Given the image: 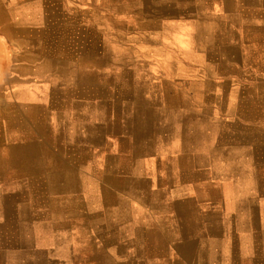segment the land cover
Segmentation results:
<instances>
[{
    "label": "crops",
    "instance_id": "crops-1",
    "mask_svg": "<svg viewBox=\"0 0 264 264\" xmlns=\"http://www.w3.org/2000/svg\"><path fill=\"white\" fill-rule=\"evenodd\" d=\"M114 1L0 0V264H264V0H116L133 113L98 96Z\"/></svg>",
    "mask_w": 264,
    "mask_h": 264
},
{
    "label": "rangeland",
    "instance_id": "rangeland-1",
    "mask_svg": "<svg viewBox=\"0 0 264 264\" xmlns=\"http://www.w3.org/2000/svg\"><path fill=\"white\" fill-rule=\"evenodd\" d=\"M129 5L132 6L133 2L115 0L112 7L114 13L112 22L109 15L105 17V14L99 12L98 16L96 73L98 96L99 98L113 96L116 113L123 111L133 113L134 108L139 106L135 97L151 95L155 91L153 87H145L142 83L153 77L147 76L150 71L147 68L145 70L142 65L145 62L143 53L146 48L139 39V24L135 22L136 14L127 15L133 10ZM105 9L110 11L105 5L99 8V11L104 12ZM108 31L110 33L107 35ZM105 51H108L107 55ZM109 52H112V55H109ZM247 93L264 96V86L248 88L244 94ZM262 105L264 106V103ZM262 155L264 157V152Z\"/></svg>",
    "mask_w": 264,
    "mask_h": 264
}]
</instances>
